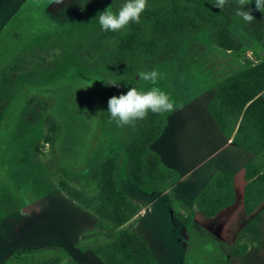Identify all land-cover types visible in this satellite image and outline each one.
I'll list each match as a JSON object with an SVG mask.
<instances>
[{"label": "rangeland", "instance_id": "1", "mask_svg": "<svg viewBox=\"0 0 264 264\" xmlns=\"http://www.w3.org/2000/svg\"><path fill=\"white\" fill-rule=\"evenodd\" d=\"M37 3L0 0V264H96L91 249L107 245L106 238L90 233L93 215L58 185L64 181L94 193L99 183L113 177L117 165L127 181L126 149L133 127H118L111 120L109 98L131 87L148 90L152 84L139 73L158 70L156 86L169 94L175 110L162 113L167 133L159 135L151 150L164 154L168 136L177 133L181 144H201L209 137L212 156H235L230 153L233 143L216 128L207 104L225 80L264 61V39L245 31L242 18L230 15L225 6L215 7V0H148L143 13L162 19L198 22L199 13L211 11L226 20L229 14L228 29L243 48H218L207 25L178 41L174 50L140 57L127 79L112 53L125 29L103 31L98 22L100 12L118 11L124 0H88L83 11L80 0ZM249 5L255 9V0ZM146 21L141 19L149 28ZM109 79L118 86L105 84ZM195 153L205 156L197 154V146ZM251 156L264 174V150ZM245 167L233 173L238 202L213 219H195V191L205 177L188 180L181 172L172 184L154 187L155 192L123 184L141 209L133 231L150 246L158 264H264V199L254 214L242 205L247 198ZM260 188L256 182L252 199ZM103 227L113 228L107 221Z\"/></svg>", "mask_w": 264, "mask_h": 264}, {"label": "trees", "instance_id": "2", "mask_svg": "<svg viewBox=\"0 0 264 264\" xmlns=\"http://www.w3.org/2000/svg\"><path fill=\"white\" fill-rule=\"evenodd\" d=\"M29 2L38 5L37 0ZM225 7L230 15H236L239 5L237 0H228ZM244 7L246 10L252 9L255 19L251 23L244 22L242 28L253 34L258 41L264 39V16L249 4ZM24 10L22 7L17 14ZM144 18L150 27L146 28L145 22L130 24L112 50L114 64L127 79H132L134 66L140 57L155 55L164 48L174 50L178 41L188 34L200 33L207 25L211 27V40L218 48H243L242 43L236 40L228 29L229 14L226 20H220L219 16L211 11L201 12L198 22L179 17L162 19L152 12L143 13L141 19ZM208 109L220 129L228 134L233 130V123L242 118L239 120L236 140L239 139L241 145L249 147L252 151L264 150V61L246 67L236 77L220 84L215 89V96ZM166 123L167 118L163 114L149 112L147 118L136 121L135 127L130 131L126 149V177L127 181L137 188L148 186V189L156 190L154 187L168 183V172L160 167L157 157L149 152V145L159 137ZM52 130L55 135L54 124ZM50 141L51 139L47 138L46 142ZM112 162L113 156L107 163L111 166ZM244 170L248 172L244 188L247 198L242 202L250 213L252 205L264 199V174L257 169L254 161L249 162ZM112 176L99 183L94 193L73 188L64 181L59 183L58 188L77 205L96 216L90 233H101L100 235L106 238L107 245L104 243L92 250L104 264H158L147 243L133 231L140 207L132 202L124 191L123 184L127 181L120 178L118 165L113 167ZM256 182H259L262 188L257 191L256 198L252 199L251 194ZM234 201V176L228 171H220L198 192L194 204L201 214L213 217ZM104 221L110 223L112 230L103 227Z\"/></svg>", "mask_w": 264, "mask_h": 264}, {"label": "clouds", "instance_id": "3", "mask_svg": "<svg viewBox=\"0 0 264 264\" xmlns=\"http://www.w3.org/2000/svg\"><path fill=\"white\" fill-rule=\"evenodd\" d=\"M87 2L88 0H80L82 11ZM53 3L59 5L64 3V0H53ZM227 3L228 0H215L214 6L223 9ZM237 3L239 7L236 15L244 22L251 23L255 19L252 9L246 10L244 7L249 4V0H237ZM147 7L148 0H124L118 11L107 8L98 14L101 30L119 32L132 23L139 24L141 15ZM255 9L264 13V0H255ZM139 78L150 82L152 87L146 91L131 87L126 94L114 95L108 100L107 112L118 127H135L136 121L146 119L149 112L162 114L175 110V102L169 94L156 86L157 81L161 78L158 70L140 72ZM105 84L118 86V82L112 79H109Z\"/></svg>", "mask_w": 264, "mask_h": 264}, {"label": "crops", "instance_id": "4", "mask_svg": "<svg viewBox=\"0 0 264 264\" xmlns=\"http://www.w3.org/2000/svg\"><path fill=\"white\" fill-rule=\"evenodd\" d=\"M214 96H215V91H214V94H213L212 98L208 101V104H207V110H208V113H209V115L211 117H212V115L209 112L208 106H209V104H210V102H211V100L213 99ZM214 123L217 126L216 128L222 133V135L223 134L226 135L225 137L228 140H230L231 143H233L232 146L236 147V148L233 147L230 150L231 155H235V156H212L213 146H211V142H210V140H208L209 137L204 139L201 144L200 143L196 144L197 141H195V143L193 141H191L192 145L190 143H187V142H184L183 144H181V143H179L180 139H181L180 135L178 136L177 133H174L173 135L168 136V141H166V145H165V148H164L166 150L163 151L164 154H162L160 152L156 153V152L152 151L151 148H150L152 146V143L156 142V140L158 138L156 140H154L149 145V152L157 157V159L160 162V167H162L163 169H165L168 172V175H169L168 182H169V184H172L174 182V180L176 179V177L178 176V174H182V173H184L182 177H185L187 175L186 178H189L188 180L191 179L193 181L202 180V178L205 177L206 180L204 181V184L198 190L195 191L196 195H197L198 192L208 183V181L216 173H218L220 171H228V172L233 174L235 169L237 170V168H239L238 170H241L242 168H244L249 162H251L256 157V156H251V155H253L255 153H258L259 150L252 151L249 147L241 145V143L239 142V139L236 140L237 139L236 138L237 130L239 129V124H240L239 120H237V121H235L233 123V125H234V126H232L233 130L229 134L228 133L225 134V132H223L220 129V127L218 126V124L216 123L215 120H214ZM168 125H169V123L167 122L165 128L163 129V131H162V133L160 135L161 137L165 136V134L167 133ZM196 146L198 148V153L197 154L201 155V153L204 152L205 156H196L195 155L196 154L195 153L196 152ZM183 155H185V156H183ZM181 161H183L184 164H182V165L179 164V162H181ZM175 163L179 167L181 166L182 168H184L185 171L183 169H182V171L181 170L179 171V169L177 168V165ZM196 169H198L199 172L193 173V171H195ZM210 170H211V172L207 176V173ZM192 177H194V178H192ZM124 185L132 186V187L136 188L137 190L138 189L139 190L146 189V188H137V187L133 186L129 182H126ZM124 185H123V189H124V191L127 194V189L124 188ZM146 190H150L152 192L156 191V190H152V189H148V188ZM237 195L238 194L236 193L235 194V201L231 205H229L228 207L222 209L221 211H219L213 217H207V218L208 219H213L214 217H217L219 214H221L223 211H226V210L230 209L235 203L238 202V196ZM262 201L263 200H261L260 202L256 203L255 206L252 208L251 212L253 211V214H254L255 207L257 205H259L260 203H262ZM193 204H194V201H193ZM242 205H243V202H242ZM82 209H84V208H82ZM86 211H88V210H86ZM140 211H141V209H140ZM196 211L198 212V214H197L198 216L195 217V219L199 220V218L201 216H204V215L201 214L197 210V208H196ZM88 212H90V211H88ZM92 215L94 217V221L92 222L93 224L91 223L92 225L89 228V230L93 228V225H94L95 220H96V216L94 214H92ZM76 239H77V237L74 238V242H75ZM148 247H149L150 251L152 252L150 246H148ZM91 251L93 252L92 249H91ZM84 253H86V252H84ZM248 253L249 252H247V254ZM91 255L93 257V258H91L93 262H95L96 264H99V263L100 264H104L102 262V260L99 259L97 255H95L94 252L91 253ZM153 255H154L155 259H156L157 258L156 255L154 253H153ZM156 261H157V259H156ZM157 263H158V261H157Z\"/></svg>", "mask_w": 264, "mask_h": 264}]
</instances>
